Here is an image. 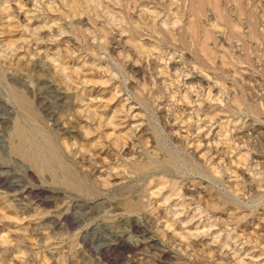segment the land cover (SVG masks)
Wrapping results in <instances>:
<instances>
[{"label": "rangeland", "instance_id": "obj_1", "mask_svg": "<svg viewBox=\"0 0 264 264\" xmlns=\"http://www.w3.org/2000/svg\"><path fill=\"white\" fill-rule=\"evenodd\" d=\"M0 264H264V0H0Z\"/></svg>", "mask_w": 264, "mask_h": 264}]
</instances>
